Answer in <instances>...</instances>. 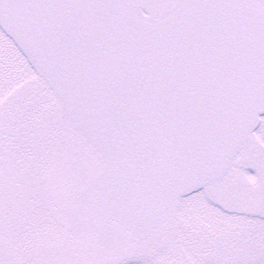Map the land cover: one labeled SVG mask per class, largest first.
Segmentation results:
<instances>
[{"label":"snow or ice","instance_id":"6c2138e0","mask_svg":"<svg viewBox=\"0 0 264 264\" xmlns=\"http://www.w3.org/2000/svg\"><path fill=\"white\" fill-rule=\"evenodd\" d=\"M0 264H264V0H0Z\"/></svg>","mask_w":264,"mask_h":264}]
</instances>
